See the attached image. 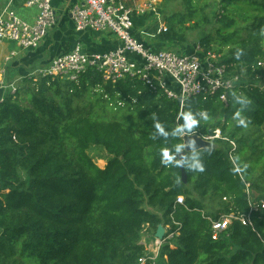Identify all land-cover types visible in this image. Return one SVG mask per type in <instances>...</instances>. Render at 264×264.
I'll return each mask as SVG.
<instances>
[{"label": "trees", "instance_id": "obj_1", "mask_svg": "<svg viewBox=\"0 0 264 264\" xmlns=\"http://www.w3.org/2000/svg\"><path fill=\"white\" fill-rule=\"evenodd\" d=\"M188 1L189 12L157 36L166 47L156 49L174 50L202 16L209 22L208 4L197 9ZM233 1L230 9L231 1L222 2L219 37L200 42L206 54L218 47L228 71L242 76L226 102L219 91L191 97L181 110L137 79L106 84L96 69L78 82L39 76L27 106L7 92L0 101V264H137L147 253L142 231L155 234L160 225L179 235L163 243L156 264H264V0ZM91 91L107 97L115 115L94 114L91 100L87 110L75 105L74 96ZM216 130L236 143L234 161L229 141L217 140L216 149L185 155L183 182L184 136ZM99 150L104 168L91 154ZM230 214L252 224L236 219L214 238L212 223Z\"/></svg>", "mask_w": 264, "mask_h": 264}, {"label": "built area", "instance_id": "obj_2", "mask_svg": "<svg viewBox=\"0 0 264 264\" xmlns=\"http://www.w3.org/2000/svg\"><path fill=\"white\" fill-rule=\"evenodd\" d=\"M72 10V18L77 32L94 30L96 32L111 31L116 35L120 45L112 51L104 53H87L81 44L72 51L54 58L49 66L36 74L44 78H60L78 82L80 76L89 69H96L104 82L117 84L123 79H137L156 94L164 95L179 103L182 110L191 97L213 95L222 91L221 100L227 101V91L241 82L242 76L228 71V66L221 61L215 52L204 53L198 45L192 53L172 49H153L147 47L134 33L137 16L148 12L159 16V0H149L145 5L133 8L126 6L122 0H80ZM27 10L36 9L32 18L19 15V4ZM56 25V14L52 0H7L0 6V44H15L20 50H34L46 39L48 33ZM161 27L158 33H163ZM18 55L16 50L7 53L0 61V92L10 89L16 95L18 90L13 84L6 83L7 66ZM264 66V62H262ZM34 81H37L34 79ZM4 94L0 95V101ZM207 141L226 140L220 130L213 135L202 136ZM232 146L230 158L234 161L233 152L237 145ZM173 158H176L174 155ZM236 168L238 169L237 165ZM185 197L179 196L177 204L183 205ZM264 208V202H262ZM243 224H252L250 218L237 217L230 214L219 221L213 222L214 238L232 224L234 220ZM178 227L179 224H177ZM168 229V230H167ZM165 232L168 239L178 236V231ZM156 238L154 244L146 245L147 253L137 264H156L161 247L166 241Z\"/></svg>", "mask_w": 264, "mask_h": 264}, {"label": "crops", "instance_id": "obj_3", "mask_svg": "<svg viewBox=\"0 0 264 264\" xmlns=\"http://www.w3.org/2000/svg\"><path fill=\"white\" fill-rule=\"evenodd\" d=\"M159 1L162 3V0ZM122 2L126 6L135 9L147 4L149 0H122ZM52 4L56 14V25L51 29L46 39L37 49L28 51L13 48L10 50L7 44H0V61H2L7 53L12 50H16L18 53V55L8 63V66L13 68V70L10 69L9 72H13L16 77V82L23 79L30 80L33 78L38 81L40 77L36 73L39 70L47 68L54 58L72 51L78 44H81L84 50L89 54L109 52L115 50L120 45L116 35L111 31H76L72 18V10L76 5L81 4L80 0H52ZM35 14L36 12L34 15L27 18H32ZM158 17L159 16L148 12L144 15L137 16L135 20L134 33L147 47L152 48L148 43L153 45L152 42H156L157 36L161 34L158 33V31L163 27L164 23L159 21ZM156 20H158L159 23L156 22ZM175 44L173 47L174 50H187V48L183 45L181 46L180 43V45L177 46H175ZM155 46L153 49H156ZM62 48L64 53H61Z\"/></svg>", "mask_w": 264, "mask_h": 264}, {"label": "rangeland", "instance_id": "obj_4", "mask_svg": "<svg viewBox=\"0 0 264 264\" xmlns=\"http://www.w3.org/2000/svg\"><path fill=\"white\" fill-rule=\"evenodd\" d=\"M228 3L230 2L231 4L228 6V9L232 8V6L234 4H236V1L233 0H194L193 1V5L195 8L200 9L201 6H203L204 4H208L206 5V7L204 8L205 13L207 14L208 18H209V22L208 23H204L203 21V16L201 17L200 20H197L199 22V27L197 29H193L190 30L186 33V43H180L181 46H185L187 48V50L189 52H193L196 50V48L198 47V45H200V42L202 39H212L214 40L215 38H218V33L217 31L223 26V24L221 22H219L218 19V14L219 12L222 11V5L224 2ZM5 2H7V0H0V6H3L5 4ZM188 0H162V3L159 7V21H162L164 23L163 27L165 28V30L167 31L170 27L171 24L173 25V23L175 24L177 22V20L179 19V17L185 13L189 12V6L188 5ZM21 3L19 4V15L23 18H27L31 15H34V13L36 12V9H24L21 6ZM237 20H239L238 22L241 23V21H243L242 19L236 17ZM156 20V22L159 23V21ZM196 22V21H195ZM156 25V24H153ZM192 25V24H191ZM152 44L148 43V45L152 46V48H154L155 43L156 42H152ZM180 44H176L180 45ZM201 46V45H200ZM157 47H166V44H160V43H156L155 48ZM213 47V46H212ZM9 48L10 50L13 48L19 49L15 44H9ZM214 50L213 52H216L215 50L218 47H213ZM216 48V49H215ZM64 53V50L62 48V52ZM11 70H13V68L11 67ZM9 77V81L6 80L7 84H13V86H15L18 90V94L15 95V97L17 98V100H19V102L21 104H23L24 106L29 105V91L28 88L31 87H35L33 80L30 79H23V80H19V81H15L16 77L13 74L12 71L9 72L8 70V75ZM264 85V83H263ZM7 92L10 93V89L9 90H4L3 92H0V95L4 94L7 96ZM89 100L92 101V104H94V114L97 113H101V112H106L108 113V115H115V111H113L114 107H111L106 100H108L107 97L105 96H101L100 94H98L97 92H87L84 95L80 96V97H75L74 96V103L77 107H79L82 110H87V108H89ZM101 100V101H100ZM105 101V102H104ZM108 106L103 108V106ZM119 105V104H118ZM103 108V109H101ZM117 114V113H116ZM217 142V141H216ZM215 141H212V143L217 144ZM103 153H105L104 151H92L91 154L92 156L95 157V161L98 164L99 167L104 168L106 166V161L101 160L99 158H101L103 155ZM166 229L170 226H165ZM164 227V228H165ZM171 228V227H170ZM168 230V229H167ZM167 232H165V237L167 240L168 239V234H166ZM156 233L155 234H150L147 231V228H144V230L142 231V238H141V243L144 244L145 246L149 244H154L155 240H156Z\"/></svg>", "mask_w": 264, "mask_h": 264}, {"label": "water", "instance_id": "obj_5", "mask_svg": "<svg viewBox=\"0 0 264 264\" xmlns=\"http://www.w3.org/2000/svg\"><path fill=\"white\" fill-rule=\"evenodd\" d=\"M184 145L185 149L184 151L180 154L179 159H180V168L182 170V180L183 182H187V176L184 171V157L188 152H197L200 150H207V149H216L218 147L217 144L212 143L211 141L205 140L202 136L200 135H186L184 136ZM165 236V228L163 225H160L158 227V230L156 232V237L160 240H164Z\"/></svg>", "mask_w": 264, "mask_h": 264}, {"label": "clouds", "instance_id": "obj_6", "mask_svg": "<svg viewBox=\"0 0 264 264\" xmlns=\"http://www.w3.org/2000/svg\"><path fill=\"white\" fill-rule=\"evenodd\" d=\"M185 119H186V121H187V127L188 128H192V126L193 125H195L196 123H197V121H195L193 118H192V116H191V114L189 113V114H185ZM238 123L239 124H244V120H238ZM157 127H159V125H157ZM245 127H247V125L245 124ZM161 131H163V129H161ZM164 158L165 159H167V160H171L172 159V157L170 156V155H168V153L165 151L164 152ZM197 167H200L199 165H197ZM241 169H237V171H240Z\"/></svg>", "mask_w": 264, "mask_h": 264}]
</instances>
